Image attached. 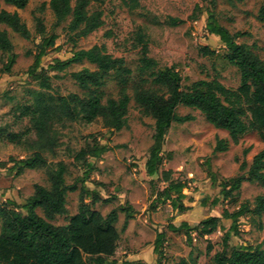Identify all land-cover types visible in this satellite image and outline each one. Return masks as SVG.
Wrapping results in <instances>:
<instances>
[{
  "label": "rangeland",
  "instance_id": "rangeland-1",
  "mask_svg": "<svg viewBox=\"0 0 264 264\" xmlns=\"http://www.w3.org/2000/svg\"><path fill=\"white\" fill-rule=\"evenodd\" d=\"M75 2L73 0V4ZM263 4L264 0H91L90 11H101L104 25L87 37L71 41L73 34L67 30L70 19L55 28L50 0H29L25 9L4 3V9L19 13L31 31V38L26 39L8 26L0 25V30H7L13 44L12 54L16 57L11 71L6 72L9 54L0 49V161L6 163L0 167V206L6 204L8 198L24 202L34 194L36 184L51 185L45 169H27L21 175L10 169L12 159L20 160L31 155L38 140L31 117L24 116L23 110L32 108L37 93H44L46 98L85 94L71 73L97 68L85 60L63 71H48L45 74L51 77L52 89H43L29 74L35 61L36 45L41 40L36 29V17L43 19L49 33L55 32L59 36L57 48L49 50L42 59V68H47L56 59H69L77 50L105 45L108 53L124 58L133 71L127 85L128 93L133 96L141 79L148 77L139 70L142 46L138 38L142 33L148 43L149 56L158 61V68L175 67L183 78L184 90L199 80H216L235 91L241 85V74L228 62V50L221 38L208 32L209 11L230 33H243L237 41L250 46L264 60V21L259 18ZM172 18L180 20L179 24H171ZM206 45L215 52L213 55L202 53L201 48ZM38 73L43 74L42 69ZM144 85L152 87L149 83ZM120 88L116 75L109 76L102 88L104 102L109 97L118 98ZM177 113L192 119L176 122L170 128L163 147V164L154 176L148 174L146 165L154 143L155 120L146 115L133 98L129 105L128 125L118 132H109L101 118L88 123L81 118L71 120L63 117L53 124L50 134L56 133L58 147L54 154L43 153L50 163L64 161L67 164V184L78 182L83 175L82 162L75 161L74 156L96 139L111 150L98 160L90 159L96 170L86 185L100 196L94 208L105 216L126 204L136 211L126 228V215L119 211L115 226L121 233V240L117 254L108 258L107 264H124L125 261L177 264L184 258L188 259L191 252L196 264H213L214 255L225 248L223 239L225 230L230 229L231 220H224L225 228L205 237L191 231V239L186 230L173 232L169 225L187 221L195 227L207 217L222 216L225 211L234 212L245 203L253 209L256 198L264 195V187L259 183L244 181L228 197L222 193L221 187L223 182L247 172L248 169L240 170L241 164L246 161L250 166L254 156L264 150V141L257 131L250 130L235 144L228 131L215 128L200 110L180 106ZM9 133H19L20 143L8 140ZM217 138L229 142L228 151L215 150ZM165 171H172L174 179L188 181L184 193L187 194L185 204L191 207L190 211L181 214L169 201L157 202L159 193L168 185L163 180ZM212 175L216 184L211 179ZM78 185L81 187L80 182ZM87 202L91 203L92 198L88 197ZM79 203L80 190L68 192V214L57 216L52 223L67 224L70 217L78 212ZM37 212L43 215L41 209ZM1 227L0 219V231ZM238 229V234H232L228 251L241 245L262 244L264 214L258 216L249 212L240 218ZM159 233H164L161 255L155 253ZM210 244L212 250L208 251Z\"/></svg>",
  "mask_w": 264,
  "mask_h": 264
},
{
  "label": "trees",
  "instance_id": "trees-1",
  "mask_svg": "<svg viewBox=\"0 0 264 264\" xmlns=\"http://www.w3.org/2000/svg\"><path fill=\"white\" fill-rule=\"evenodd\" d=\"M4 3L17 9H25L29 0H0V25L4 24L22 37L30 39L31 31L27 24L18 12L4 9ZM90 3L91 0H76L75 4L73 0H50V9L55 16L54 27L70 19L67 30L73 34L71 41L87 37L101 28L104 25L103 13L90 11ZM259 18L264 21V4ZM35 20L41 40L36 45L35 61L29 74L43 89H52L51 77L45 74L48 71H63L70 65L85 60L95 64L97 68H84L71 73L85 94L72 93L68 96L46 98L44 93H37L32 108L23 110L24 116L30 115L33 127L38 132V140L31 155L20 160L12 159L13 166L10 169L17 175L23 174L27 169H45L51 185L46 187L36 184L34 194L24 202L19 203L8 198L6 204L0 206V264H107L108 258L117 254L121 240V233L115 226L119 211L126 215L124 228L136 213L129 204L121 205L106 216L94 208V204L100 201V196L86 185L96 170L90 159L102 158L111 150L108 145L95 139L92 145L87 144V147L74 156L75 161L82 162L84 171L78 182L71 185L66 182L67 164L64 161L54 164L49 162L43 152L55 153L59 139L56 133H50L53 124L61 121L63 117L71 120L81 118L88 123L101 118L109 132H118L128 125L129 105L133 98L143 112L155 120L154 143L146 165L150 176L159 173L163 164V147L170 128L176 122L184 123L192 119L191 116H180L177 113L180 106L200 110L215 128L228 131L235 144L250 130L257 131L264 141V60L250 46L237 41L243 33H230L215 20L212 11H209L208 32L221 38L228 50V62L236 66L241 74V85L235 91L216 80H199L184 90L183 78L175 67L158 68V61L149 56L148 43L142 33L138 38L142 46L139 70L142 75L148 74V77L141 79L142 82L136 87L133 96L127 89L133 71L126 65L124 58L108 53L105 45L77 50L69 59H56L47 68H42V59L49 50L57 48L59 36L55 32H48L42 18L36 17ZM179 22L178 19H171L173 25ZM0 49L9 54V64L5 71L10 72L16 57L12 54L13 44L7 30H0ZM201 51L204 55L215 53L207 45ZM40 69L43 74L38 73ZM112 74L116 75L121 85L120 96L109 97L104 102L102 88ZM144 83H149L152 87L148 88ZM8 140L20 143L21 135L9 133ZM229 147L227 140L217 138V152H226ZM4 165L6 163L0 161V167ZM240 170L247 172L222 183V193L226 197L240 188L244 181L259 183L264 187V150L254 156L250 166L244 161ZM211 179L216 184L213 175ZM163 180L168 185L159 193L157 202L169 201L174 210L181 214L190 210L191 207L185 204L187 194L184 193L188 188V181L174 179L172 171L163 172ZM77 190H80L78 212L70 217L67 224L52 223L57 216L68 214L67 194ZM88 197L92 198L91 203L87 202ZM38 209L42 210L43 215L37 212ZM249 212L258 216L264 214V195L256 198L253 209L245 203L234 212L225 211L222 216L207 217L195 227L183 221L179 225H169V229L173 232L186 230L189 239L191 231H197L199 236L205 237L219 228H225L224 220H231L230 229L225 230L223 239L225 248L214 255L213 264H264V242L256 246L241 245L228 251L232 234H238L240 218ZM163 242L164 233H159L155 242V253L158 255L162 254ZM211 250L210 244L208 251ZM124 264L144 263L125 261ZM177 264H196L193 253Z\"/></svg>",
  "mask_w": 264,
  "mask_h": 264
},
{
  "label": "crops",
  "instance_id": "crops-1",
  "mask_svg": "<svg viewBox=\"0 0 264 264\" xmlns=\"http://www.w3.org/2000/svg\"><path fill=\"white\" fill-rule=\"evenodd\" d=\"M188 206H189V205H188ZM189 207H190V206H189ZM190 210H191V209H190ZM190 210H188V211H190ZM188 211H187V212H188Z\"/></svg>",
  "mask_w": 264,
  "mask_h": 264
}]
</instances>
